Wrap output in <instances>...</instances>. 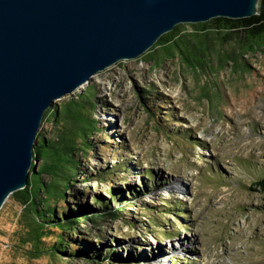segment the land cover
<instances>
[{
    "label": "rangeland",
    "instance_id": "1",
    "mask_svg": "<svg viewBox=\"0 0 264 264\" xmlns=\"http://www.w3.org/2000/svg\"><path fill=\"white\" fill-rule=\"evenodd\" d=\"M197 24L179 27L190 34ZM244 40L241 30L224 42L209 34L199 69L157 47L59 99V111L79 101L73 116L100 127L76 155L65 200L50 199L58 221L63 212L77 221L69 251L44 252L55 235L18 190L0 209V264H264V46L246 52ZM75 122L47 118L38 135L69 129L80 144ZM42 178L63 189L61 177Z\"/></svg>",
    "mask_w": 264,
    "mask_h": 264
},
{
    "label": "water",
    "instance_id": "2",
    "mask_svg": "<svg viewBox=\"0 0 264 264\" xmlns=\"http://www.w3.org/2000/svg\"><path fill=\"white\" fill-rule=\"evenodd\" d=\"M257 3L0 0V209L27 186L44 115L59 99L181 23L249 18Z\"/></svg>",
    "mask_w": 264,
    "mask_h": 264
},
{
    "label": "trees",
    "instance_id": "3",
    "mask_svg": "<svg viewBox=\"0 0 264 264\" xmlns=\"http://www.w3.org/2000/svg\"><path fill=\"white\" fill-rule=\"evenodd\" d=\"M210 21V27H207L206 23H199L197 24V28L190 34L182 33L179 25H177L172 31L161 36L155 45L148 50V54L159 47L163 51L164 58L179 56L189 67L199 69L206 65L205 58L209 56L208 46L204 43L205 38L209 34H214L220 39V42H224L225 38L232 32L241 30L245 33L243 44L248 45L246 52L253 48L264 46V0H261L259 14L252 17L242 19L218 17ZM227 57L233 58L231 54ZM87 99L92 100L90 98ZM81 106L79 101H72L70 104L62 106L59 111L55 103L53 107L46 111L43 121L50 117H54L59 121L62 117V123H64L65 121H69L70 118H74L77 130L73 132L79 131V138L82 142L77 144L76 140H74L73 133L69 129L66 132L64 131L65 134L59 136L60 138H55L54 140L41 138L38 135L34 163L28 184L24 189L18 191V194L26 205L30 204L34 207L36 215L53 231L51 234L55 235V239L49 240L47 242L48 244L44 246V252L53 258H60V254H66L69 251L71 241L67 235L74 228L75 222L77 221L69 220L65 212H63L65 218L58 221L55 208L52 206L50 199L62 198L65 200V189H67V186L71 187L72 181L78 175L80 168V161L77 160L76 155L79 152H88L89 146L85 144L87 138H89L88 131H99L100 129L95 119L88 116H80L79 114L73 116L76 108L77 110H81ZM79 145L85 146L80 148ZM39 159H43V162L36 169L35 166ZM44 173L61 177L57 181L63 183V189L55 183L48 185L44 182L42 178ZM257 185L264 189V177ZM43 191L47 194L45 198L42 197ZM37 199L42 203V209L38 208L39 204L36 202ZM78 205L82 211L86 209H92L94 211V207L90 205ZM56 228L59 229V233L57 234H55L54 230ZM41 235L40 241H42L43 237L44 239L48 237V234L44 235L43 232ZM94 255L96 257L100 256L95 252Z\"/></svg>",
    "mask_w": 264,
    "mask_h": 264
},
{
    "label": "bare ground",
    "instance_id": "4",
    "mask_svg": "<svg viewBox=\"0 0 264 264\" xmlns=\"http://www.w3.org/2000/svg\"><path fill=\"white\" fill-rule=\"evenodd\" d=\"M262 259H264V258H262ZM262 259H261V260H262ZM263 261H264V260H263ZM263 261H261V262H263ZM258 262H259V260H258Z\"/></svg>",
    "mask_w": 264,
    "mask_h": 264
}]
</instances>
